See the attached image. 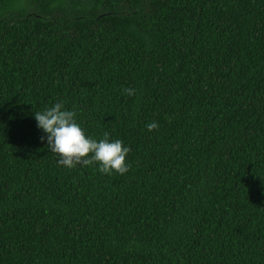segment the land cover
Wrapping results in <instances>:
<instances>
[{
    "label": "trees",
    "instance_id": "1",
    "mask_svg": "<svg viewBox=\"0 0 264 264\" xmlns=\"http://www.w3.org/2000/svg\"><path fill=\"white\" fill-rule=\"evenodd\" d=\"M57 102L130 170L59 165ZM0 264H264V0H0Z\"/></svg>",
    "mask_w": 264,
    "mask_h": 264
},
{
    "label": "clouds",
    "instance_id": "2",
    "mask_svg": "<svg viewBox=\"0 0 264 264\" xmlns=\"http://www.w3.org/2000/svg\"><path fill=\"white\" fill-rule=\"evenodd\" d=\"M123 93L134 96L136 90L126 88ZM76 115L60 102L34 114L38 127L46 134L47 148L59 157L58 164L69 169L96 165L99 172L106 175L127 173L130 170L127 156L131 149L119 139L110 141L108 132H104L99 141L89 137L77 122ZM146 127L148 131L159 129L156 122H150ZM44 139L42 136L41 140Z\"/></svg>",
    "mask_w": 264,
    "mask_h": 264
}]
</instances>
